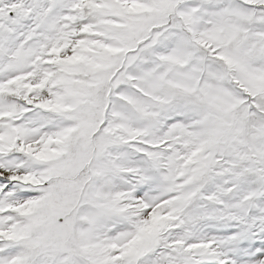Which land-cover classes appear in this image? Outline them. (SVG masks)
Returning <instances> with one entry per match:
<instances>
[{
    "label": "snow or ice",
    "instance_id": "6c2138e0",
    "mask_svg": "<svg viewBox=\"0 0 264 264\" xmlns=\"http://www.w3.org/2000/svg\"><path fill=\"white\" fill-rule=\"evenodd\" d=\"M0 264H264V0H0Z\"/></svg>",
    "mask_w": 264,
    "mask_h": 264
}]
</instances>
